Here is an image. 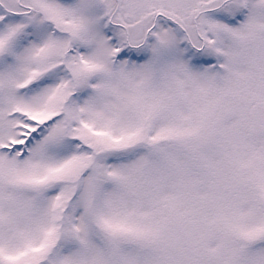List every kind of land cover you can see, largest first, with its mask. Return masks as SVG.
I'll return each mask as SVG.
<instances>
[{
  "label": "snow or ice",
  "instance_id": "obj_1",
  "mask_svg": "<svg viewBox=\"0 0 264 264\" xmlns=\"http://www.w3.org/2000/svg\"><path fill=\"white\" fill-rule=\"evenodd\" d=\"M0 264H264V0H0Z\"/></svg>",
  "mask_w": 264,
  "mask_h": 264
}]
</instances>
